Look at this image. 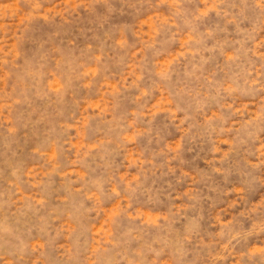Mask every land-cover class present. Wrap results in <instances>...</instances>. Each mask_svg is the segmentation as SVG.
I'll list each match as a JSON object with an SVG mask.
<instances>
[{
	"label": "rangeland",
	"instance_id": "rangeland-1",
	"mask_svg": "<svg viewBox=\"0 0 264 264\" xmlns=\"http://www.w3.org/2000/svg\"><path fill=\"white\" fill-rule=\"evenodd\" d=\"M0 264H264V0H0Z\"/></svg>",
	"mask_w": 264,
	"mask_h": 264
}]
</instances>
